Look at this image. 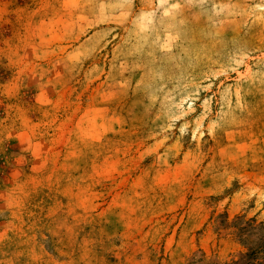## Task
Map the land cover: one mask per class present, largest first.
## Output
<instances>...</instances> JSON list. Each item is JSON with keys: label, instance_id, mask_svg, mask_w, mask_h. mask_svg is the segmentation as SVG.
<instances>
[{"label": "rangeland", "instance_id": "374dc122", "mask_svg": "<svg viewBox=\"0 0 264 264\" xmlns=\"http://www.w3.org/2000/svg\"><path fill=\"white\" fill-rule=\"evenodd\" d=\"M0 264H264V0H0Z\"/></svg>", "mask_w": 264, "mask_h": 264}]
</instances>
